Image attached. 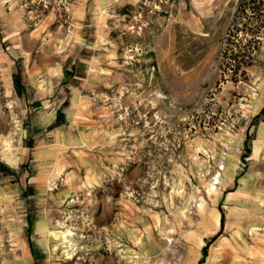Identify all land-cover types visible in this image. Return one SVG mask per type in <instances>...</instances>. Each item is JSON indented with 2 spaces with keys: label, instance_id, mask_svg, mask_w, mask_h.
Wrapping results in <instances>:
<instances>
[{
  "label": "rangeland",
  "instance_id": "obj_1",
  "mask_svg": "<svg viewBox=\"0 0 264 264\" xmlns=\"http://www.w3.org/2000/svg\"><path fill=\"white\" fill-rule=\"evenodd\" d=\"M238 4L0 0V264H264Z\"/></svg>",
  "mask_w": 264,
  "mask_h": 264
},
{
  "label": "trees",
  "instance_id": "obj_2",
  "mask_svg": "<svg viewBox=\"0 0 264 264\" xmlns=\"http://www.w3.org/2000/svg\"><path fill=\"white\" fill-rule=\"evenodd\" d=\"M151 4L157 3L159 5H163V2H169V0H150ZM237 10H239L241 13L245 15L246 21L242 23V26L240 28L236 29L241 32L242 36L245 37L248 36L250 40L246 44H244V47H242L237 53L231 54L233 59H242L243 61H237V65H244L249 66L250 63L244 59L245 56L247 58H251V54L254 51H257L259 49L260 44V37L262 36L264 32V0H239V4L237 7ZM251 12V15H248L247 12ZM250 19H254V21H250ZM251 41L254 42L251 44ZM245 72V71H244ZM13 83L15 89L19 90L22 88V84L20 82V78L18 73H13ZM264 110V107L261 109L260 113ZM259 113V114H260ZM257 114L255 116V119L258 118ZM64 123L63 115L61 111L57 112L56 119L50 124V129L59 126ZM248 150V149H247ZM223 225V215L220 219V227ZM214 237H212L213 239ZM211 239V240H212Z\"/></svg>",
  "mask_w": 264,
  "mask_h": 264
},
{
  "label": "crops",
  "instance_id": "obj_3",
  "mask_svg": "<svg viewBox=\"0 0 264 264\" xmlns=\"http://www.w3.org/2000/svg\"><path fill=\"white\" fill-rule=\"evenodd\" d=\"M46 120H49V116L47 115V117L45 118V115L42 114V115H39V117H35L34 122H36L37 124H42L43 125L44 123H46Z\"/></svg>",
  "mask_w": 264,
  "mask_h": 264
},
{
  "label": "bare ground",
  "instance_id": "obj_4",
  "mask_svg": "<svg viewBox=\"0 0 264 264\" xmlns=\"http://www.w3.org/2000/svg\"><path fill=\"white\" fill-rule=\"evenodd\" d=\"M217 182H219V181H217ZM216 183V182H215ZM65 238V237H64ZM66 241V240H65Z\"/></svg>",
  "mask_w": 264,
  "mask_h": 264
}]
</instances>
